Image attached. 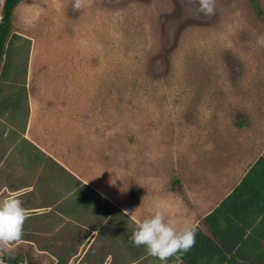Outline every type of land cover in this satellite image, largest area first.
<instances>
[{
  "label": "rangeland",
  "instance_id": "1",
  "mask_svg": "<svg viewBox=\"0 0 264 264\" xmlns=\"http://www.w3.org/2000/svg\"><path fill=\"white\" fill-rule=\"evenodd\" d=\"M74 2L21 0L13 11L0 192H17L29 215L2 264H69L99 225L100 240L119 241L125 218L99 194L140 198L214 103L243 125L264 102V0H215L212 15L196 0Z\"/></svg>",
  "mask_w": 264,
  "mask_h": 264
},
{
  "label": "crops",
  "instance_id": "2",
  "mask_svg": "<svg viewBox=\"0 0 264 264\" xmlns=\"http://www.w3.org/2000/svg\"><path fill=\"white\" fill-rule=\"evenodd\" d=\"M213 107L202 131H193L190 143H177L175 168L161 160L160 174L145 179L140 198L99 194L125 218L126 233L119 241L111 235L108 243L100 240L103 225L85 228L90 235L69 264H161L129 240L135 228L130 214L142 220L156 209L178 225L196 226L195 245L168 264H264V102L243 125Z\"/></svg>",
  "mask_w": 264,
  "mask_h": 264
},
{
  "label": "clouds",
  "instance_id": "3",
  "mask_svg": "<svg viewBox=\"0 0 264 264\" xmlns=\"http://www.w3.org/2000/svg\"><path fill=\"white\" fill-rule=\"evenodd\" d=\"M84 2L85 0H75L74 10L81 9ZM196 2L199 12L205 15L214 14L215 0ZM28 215V210L23 206L17 192L7 189L0 192V255L10 253L12 248L21 242ZM130 219L135 224L130 242L135 247L143 246L147 254L159 259L161 264H168L170 258L178 253H187L195 245L196 226L191 223L178 225L176 220L168 217L163 210L156 209L142 220L138 219L134 212L130 214Z\"/></svg>",
  "mask_w": 264,
  "mask_h": 264
},
{
  "label": "trees",
  "instance_id": "4",
  "mask_svg": "<svg viewBox=\"0 0 264 264\" xmlns=\"http://www.w3.org/2000/svg\"><path fill=\"white\" fill-rule=\"evenodd\" d=\"M20 2L21 0H6L3 6V16L0 21V65L6 52V43L11 35L13 11ZM10 38V46L12 47L17 37L13 35ZM6 261L8 264H16V261L11 258H7Z\"/></svg>",
  "mask_w": 264,
  "mask_h": 264
}]
</instances>
